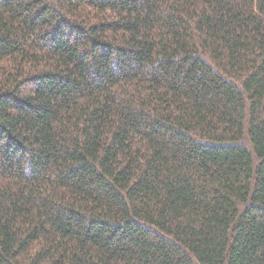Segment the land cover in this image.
Wrapping results in <instances>:
<instances>
[{
  "label": "trees",
  "instance_id": "1",
  "mask_svg": "<svg viewBox=\"0 0 264 264\" xmlns=\"http://www.w3.org/2000/svg\"><path fill=\"white\" fill-rule=\"evenodd\" d=\"M0 264H264V0H0Z\"/></svg>",
  "mask_w": 264,
  "mask_h": 264
}]
</instances>
